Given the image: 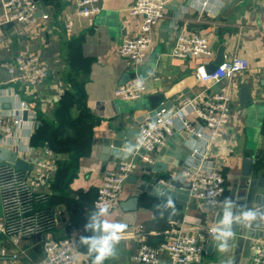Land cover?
<instances>
[{"label":"crops","instance_id":"crops-1","mask_svg":"<svg viewBox=\"0 0 264 264\" xmlns=\"http://www.w3.org/2000/svg\"><path fill=\"white\" fill-rule=\"evenodd\" d=\"M77 1L43 0V4L38 3L36 23H9L0 27L3 36L0 43L1 108L15 116L19 114L20 102L29 105L28 119H23L24 123L12 134L16 143L27 147L19 154L31 163L33 159H44L45 149L52 151L47 145L34 146L32 137L41 121L53 120L62 100L67 99L70 123L58 137L67 146L58 156L52 151L55 169L50 173L51 179L58 171L59 160L67 164L75 162L72 175L58 197L59 204L48 210L53 218L51 228L42 233L44 236H30L17 246L3 238L0 252L5 249L8 255L19 254L17 264H35L43 257L45 238H70L78 241V264H95L102 242L107 239L110 254L100 264H142L136 260V250L142 240L136 238V233L143 232V241L154 247L183 233L196 237L202 244V264H252V243L264 238L260 225L251 226L264 216V35L260 31L264 0H227L223 6L210 1L206 9H203L206 0H171L168 5L177 4L166 10L164 20L153 29L152 49L146 62L138 68L118 53L124 40L140 33L142 18L128 13L136 0H98L101 12L89 18L77 15ZM41 8L43 12L39 14ZM44 15L49 18L42 19ZM3 22L0 1V25ZM182 32L209 37L213 56L173 57V46ZM222 46L226 59L240 55L249 62V68L232 80L204 85L196 71L200 66L211 69ZM20 54L39 58L48 69L44 82L30 86L1 66ZM133 76L137 77L133 79ZM129 77L130 81H146L147 91L140 99L125 101L115 96L116 89L130 82ZM247 82L254 99L251 106L240 102L241 88ZM223 90L233 93V101L230 123L222 138L209 145L205 139H197L188 132H176L168 143L184 144L193 154L182 151L179 156L186 157L182 166L166 164L168 171L158 173L161 178L158 185L150 184L152 174L146 169L162 157L167 144L151 153L152 163L142 165L141 160H137L138 167L132 174L136 177L126 182L121 195V202L137 197V210L120 207L114 212H98L94 209L104 172L122 161V158L104 160L106 138L123 130L130 132L131 138H125L126 142H136L137 131L144 122L137 120L153 106L172 100L181 107L186 99L204 91L213 94ZM14 92L19 98L13 96ZM159 97L163 99L158 101ZM186 113L193 123H199L194 114L188 110ZM167 149L170 151L169 147ZM135 152L136 148L133 154ZM146 154L140 151L134 155ZM248 157L253 159V165L251 175L245 177L243 162ZM214 167L226 182L224 204L217 216L211 215L214 208L201 200L162 186L163 180L172 181L182 171ZM27 174L35 176L37 171L33 168ZM38 191L50 197L52 182ZM236 198L244 201L243 214L223 221L233 215ZM3 210L0 195V218ZM252 213L259 214L252 217ZM101 223L119 228L121 232L115 236L118 239L97 230ZM210 227H217L218 232L212 235ZM211 242L214 246L209 249ZM7 260L11 257L0 256V264ZM161 262L170 264L167 253L161 254Z\"/></svg>","mask_w":264,"mask_h":264},{"label":"built area","instance_id":"built-area-1","mask_svg":"<svg viewBox=\"0 0 264 264\" xmlns=\"http://www.w3.org/2000/svg\"><path fill=\"white\" fill-rule=\"evenodd\" d=\"M4 12V22L34 24L39 18L38 3L35 0H0ZM171 0H136L128 9L130 16H140L142 19L140 33L137 37L124 40L118 48L119 56L128 60L134 68L143 65L152 49L153 29L162 22L166 16V10ZM210 1L225 5L227 0H206L203 9L210 5ZM101 12L98 0H78L76 13L82 17H93ZM48 15L42 16L47 20ZM260 31L264 35V11L261 17ZM3 36L0 31V43ZM171 55L177 59L193 57L211 58L213 51L209 37L199 33H181ZM12 75L30 86H36L44 82L48 77V69L43 66L36 55L20 54L13 61L1 65ZM249 62L235 55L227 58L216 70L208 72L204 66L197 69V78L204 85L219 83L224 80H232L237 74L247 70ZM147 91L146 81L136 79L115 90V96L125 101L140 99ZM14 97L19 98L17 93ZM233 93L223 90L210 94L204 91L202 94L185 100L181 107H177L172 113L165 108L156 114V119L147 117L141 124L136 137V154L145 151L142 157L144 163H152L151 153L160 147L166 146L170 137L178 131L190 133L197 139H205L209 145L214 144L223 137L225 129L231 119V103ZM0 102V144L18 153L25 152L27 147L16 143L12 138L14 129L20 127L23 122V113L29 111V105L20 102L19 114L8 115L1 108ZM194 114L199 123H193L186 111ZM20 144V145H19ZM44 159H33L29 165H33L37 174L28 175L27 172L16 168L11 164L0 160V195L3 201V217L0 218V240L9 239L14 245L33 235H42L48 231L53 221L51 214L46 209H35V205L44 203L48 195L42 194L38 189L52 182L50 173L55 169L54 154L50 149H45ZM134 153V154H135ZM139 156V155H138ZM135 156L130 160L119 161L115 167L104 172L102 184L94 201V209L98 212H114L120 208L121 195L128 178L138 167ZM48 158H53L52 161ZM171 189H185L189 186V195L197 198L210 208L223 206L226 193L224 176L217 168H199L182 171L172 181L161 182ZM264 229V216L261 219ZM212 235L218 232L217 227H210ZM143 232L135 234L140 238V244L136 260L142 264H162L161 254L167 253L170 264H202L204 261V249L200 241L188 234H179L172 241H163L157 246H151L143 241ZM43 257L35 264H78V241L70 238L55 239L45 238L42 243ZM252 264H264V238L256 239L252 243ZM2 258L8 256L11 260L2 264H17L19 254L8 255L5 249L0 252Z\"/></svg>","mask_w":264,"mask_h":264},{"label":"water","instance_id":"water-1","mask_svg":"<svg viewBox=\"0 0 264 264\" xmlns=\"http://www.w3.org/2000/svg\"><path fill=\"white\" fill-rule=\"evenodd\" d=\"M35 2L43 4V0H35ZM173 4H177V2H173ZM172 5H168V8H175ZM43 9L46 8V6L44 5V7L42 6ZM42 8L39 11V14H42L43 10ZM226 59V55H225V47L222 46L220 47L219 51H218V56L216 59V62L214 63V66L211 69H208V72L214 71L216 70L220 65L223 64V62ZM137 76H133V79H135ZM130 81V77L128 79ZM163 99V97H159L157 98L158 101H161ZM240 102L242 105H253L254 104V99H253V94H252V89L250 84L247 82L245 83V85L242 86L241 88V92H240ZM5 107V105H3ZM177 105L175 103L172 102V100H167L166 102H161L157 107L153 106V109L151 111H147L143 116V118L141 119L139 117V119L137 120L138 122L142 123L147 117H151L153 119H156V114L158 112L161 111V109L165 108L167 110L168 113H172L173 111H175L177 109ZM7 108V107H5ZM28 111H25L23 113V119L27 120L28 119ZM136 116H138L136 114ZM137 135H138V131H137ZM187 137V136H186ZM125 138L130 139V132L128 131H123V130H119L117 131L114 135L108 137L105 139V141L103 142L104 144V149L103 152L105 153L104 155H106V157H104V160H116L117 158H122V160H126V161H130L133 157H134V150L136 147V143L135 141H130V142H126ZM169 147L170 151L167 149ZM182 151L184 153H187V155L189 154H193L192 151H190L188 149V147H186L184 144H179L177 145L176 143H167V147L163 150L164 152V156L162 155V157H158V160L155 161L154 165L149 166L147 170L148 173L152 174V177H150V184H156L158 185V183H160V175H158V173L163 172H167L168 168H166V164H172L174 167H179L182 166L185 161H186V157L185 155L183 156H179ZM152 157V156H151ZM157 158V157H155ZM136 160H141L142 165L143 164V160L141 156H137L135 157ZM0 160L1 161H5L11 164H15L16 168L24 171V172H30L33 170V165H29V163L27 161H25L24 159L20 158L18 153H16L15 151H12L4 146H2L0 144ZM165 163L161 164L160 162ZM115 162V161H114ZM243 175L245 177H249L251 175V171H252V165H253V159L251 157H248L246 159H244L243 162ZM136 176L131 175L127 181H131L132 179H135ZM148 179V180H149ZM162 186L165 188V185L162 184ZM144 188L141 187V190H143ZM189 186H187L185 189H176L175 191H184L186 193L189 194ZM242 198H236L235 199V208H234V212L232 216H227L226 218L222 219L223 221L228 220L230 217L233 218H237L239 216H241L243 214L244 211V201H242ZM138 198L135 197L129 201H124L121 202L120 207L124 210H137L138 208ZM219 212V208H214L211 211V215H213L214 213L218 214ZM259 213H252V217L256 216ZM262 217V216H261ZM261 219L258 221H254L252 223V227L254 225H261ZM216 221V217L215 219H213V222ZM104 223H101L97 226V230H104V233L110 236H116L118 235L121 231L114 229V228H105ZM92 227V226H91ZM263 228V227H262ZM99 231L96 232V234H98ZM259 239V238H258ZM214 246V242L210 243L209 249H211ZM134 249H137V244H134ZM137 252V250H136Z\"/></svg>","mask_w":264,"mask_h":264},{"label":"trees","instance_id":"trees-1","mask_svg":"<svg viewBox=\"0 0 264 264\" xmlns=\"http://www.w3.org/2000/svg\"><path fill=\"white\" fill-rule=\"evenodd\" d=\"M60 105L62 113H59L60 109H58V113L53 120H40L41 124L32 137V143L34 146L39 147L40 145H47L57 156L66 151V143H62L58 137L60 134L62 135L63 132L61 131H64L65 126L70 123V115L68 112L69 102L67 99L66 101L62 100ZM58 165V171L55 174V178L52 179V195L48 197L46 202H40L41 204L38 205L36 204L35 209H46L50 211L57 204H59L58 202H60V200L58 197L61 196V191H63L65 183L72 175V169L75 162L67 164L64 163V161L59 160ZM39 236L42 235L39 234Z\"/></svg>","mask_w":264,"mask_h":264},{"label":"clouds","instance_id":"clouds-1","mask_svg":"<svg viewBox=\"0 0 264 264\" xmlns=\"http://www.w3.org/2000/svg\"><path fill=\"white\" fill-rule=\"evenodd\" d=\"M112 225H105V228H112ZM122 227V226H121ZM117 230H120L119 228ZM113 239H118V237L113 236ZM103 246L99 249V256H97L95 264H100V261L105 258L106 255L110 254V246L108 244V240H104L102 242Z\"/></svg>","mask_w":264,"mask_h":264}]
</instances>
